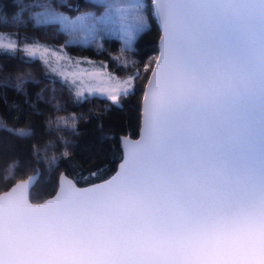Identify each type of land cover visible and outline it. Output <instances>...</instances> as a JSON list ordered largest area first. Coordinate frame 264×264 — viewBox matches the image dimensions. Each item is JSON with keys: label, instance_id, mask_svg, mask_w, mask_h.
<instances>
[{"label": "snow or ice", "instance_id": "1", "mask_svg": "<svg viewBox=\"0 0 264 264\" xmlns=\"http://www.w3.org/2000/svg\"><path fill=\"white\" fill-rule=\"evenodd\" d=\"M16 2L17 23L38 7L36 25L58 21L71 37L89 38L113 26L127 49L151 30V8L162 34L141 139L122 138L119 171L83 189L61 174L56 196L32 203L37 170L0 195V264H264V0H95L100 15L75 19L47 0ZM0 51L17 55V45L0 35ZM39 52L27 47L21 58L32 62ZM139 79L138 70L117 81L123 87L86 91L118 104ZM26 82L18 79L16 91ZM0 129L33 135L2 121ZM61 158L67 153L45 156L50 166Z\"/></svg>", "mask_w": 264, "mask_h": 264}, {"label": "trees", "instance_id": "2", "mask_svg": "<svg viewBox=\"0 0 264 264\" xmlns=\"http://www.w3.org/2000/svg\"><path fill=\"white\" fill-rule=\"evenodd\" d=\"M22 2L31 4L37 0ZM47 2L70 17L85 12L98 15L104 11L102 4L95 0ZM148 2L151 4V0ZM37 10L40 8L26 9L24 23L20 24L13 19L18 11L16 0H0V33L17 38L21 46L43 44L54 49L63 48L72 58L104 62L120 76L132 75L139 70L140 79L135 82V94L122 97L119 104L100 96L78 99L70 83L53 72L42 59L24 62L27 59L24 48L18 49L17 55L0 51V121L9 128H30L33 133L30 138H19L0 129V194L38 170L39 178L31 191L35 194V197L31 195L33 202L53 196L63 172L73 179L80 176V182L74 179L80 186L106 180L115 173L123 156L121 136L136 137L139 133L144 88L158 55L161 36L149 8L146 15L151 30L140 34L132 49H124L121 39L111 35L102 37V46L69 43L68 33L58 22L35 24L31 13ZM4 15L7 22L3 20ZM124 61H130L129 66ZM18 79L28 81L22 85L21 92L15 88ZM5 81L7 87L3 86ZM48 120L53 121L51 128ZM56 121L60 127L56 126ZM73 126L76 133L71 131ZM48 141L53 144L45 151L43 145ZM33 145L41 148L39 155L33 154ZM62 153H67L68 158L58 159L55 165L50 166L45 159V156H60ZM90 172H97V175L90 176Z\"/></svg>", "mask_w": 264, "mask_h": 264}, {"label": "rangeland", "instance_id": "3", "mask_svg": "<svg viewBox=\"0 0 264 264\" xmlns=\"http://www.w3.org/2000/svg\"><path fill=\"white\" fill-rule=\"evenodd\" d=\"M38 11H40V10H37L35 12H38ZM56 11L61 12L59 10H56ZM61 13H63V12H61ZM100 14H98V15H100ZM65 15L70 17L67 14H65ZM79 16L80 15H78L76 17H71V18L75 19ZM54 22H58V21H54ZM59 25L61 26L60 23H59ZM0 35H2L5 43H7L9 41L16 43L17 50L20 48L26 49L27 47L39 46L40 52L37 54V57L42 59L53 72H55L56 74L61 76L64 80H66L70 83V85L72 86V88H73L78 99H86V98L92 97V96H100V97L107 98L106 96L100 95L98 92L88 93L86 91V89L89 87H92L94 89H98L101 87L110 88V89L111 88H117V87H123L122 85H118L117 81L125 80L129 76H131V75H124V76L117 75L104 62H97L95 60L88 59V58H72L65 52V49H63V48L62 49H54V48L48 47V46L43 45V44H33V45L21 46L18 43L17 38H15L9 34H6V33H0ZM104 35H111V36L119 37L118 28L110 26L109 28L103 29L100 32H98V34L96 35L95 38H89L87 36V34H84L83 37H71L68 34V36H69L68 42L69 43H82V44H95L97 46H102V37ZM135 41L133 44V48L135 45ZM45 47L48 49L47 52L44 51ZM124 49H127V48L124 47ZM124 64L126 66H129L130 61H124ZM85 70L88 72L97 71V72L104 73L105 75L101 76L100 78L89 77L87 75L81 77L78 75V73L83 72ZM73 74H77V75H73ZM109 77H113V78L109 79ZM135 82H137V81H135ZM81 89H84L83 95L78 96L77 93ZM122 97H124V96L120 97L119 103H121ZM107 99H109V98H107Z\"/></svg>", "mask_w": 264, "mask_h": 264}, {"label": "water", "instance_id": "4", "mask_svg": "<svg viewBox=\"0 0 264 264\" xmlns=\"http://www.w3.org/2000/svg\"><path fill=\"white\" fill-rule=\"evenodd\" d=\"M161 34H162V33H161ZM158 44H159V41H158ZM154 67H155V63H154L153 68H154ZM153 68H152V69H153ZM151 74H152V72L150 73V76H149L148 80L151 78ZM147 83H148V81H147ZM147 83H146V86H145V88H144V93H145V91L147 90ZM144 93H143V97H144ZM143 97H142V105H141V126H140L139 133H138V135H137L136 137H132V136H129V135H123V136H121V138H120V146H121V149H122V152H123V156H122L121 161H120L119 164H118L117 170L115 171V173H114L113 175H111V176H110L108 179H106V180H103V181H100V182H97V183H93V184H90V185H87V186H80V185H78V183H77L72 177H70V176L67 175L66 173L63 172V173H61V174H63L64 176H67L68 179H72L73 182L76 183V186H77L78 188H81V189H83V188H87V187H91L92 185L101 184V183H103V182L109 180L112 176H114V175L117 173V171H119L120 165H121V163L123 162V160H124V156H125V147L122 146V138H123L124 140H128V141H138V140L141 139L142 128H143ZM32 175H35V174H32ZM32 175H30V176H32ZM27 179H28V178L16 182V183H15V184H14L9 190H7V191L1 193L0 195H5L7 192H10V191L12 190V188L15 187L18 183H20V182H22V181H26ZM60 180H61V175H60V177H59V186H58V189H57L56 193H55L53 196H51V197H49V198H47V199H45V200L52 199L53 197L56 196L57 192L59 191ZM36 183H37V181H36ZM31 191H32V189L30 190V192H31ZM29 198H30V202H32V203H42V202H43V201H41V202H33L32 199H31V195H30Z\"/></svg>", "mask_w": 264, "mask_h": 264}]
</instances>
